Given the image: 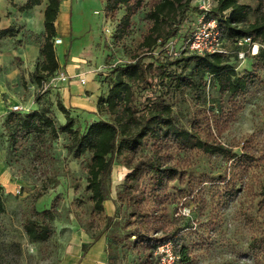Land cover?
Returning <instances> with one entry per match:
<instances>
[{
	"label": "rangeland",
	"instance_id": "obj_1",
	"mask_svg": "<svg viewBox=\"0 0 264 264\" xmlns=\"http://www.w3.org/2000/svg\"><path fill=\"white\" fill-rule=\"evenodd\" d=\"M153 1L145 0L144 7L133 17L130 32L118 40L115 33L126 14L125 7L110 15L106 12L107 0H63V6L71 10L72 34L65 37L59 52L67 49L68 57L76 58V73L67 81H53V76L59 72L68 74L61 67L53 78L44 82L43 87L32 79L41 54L21 70L24 61L20 59L14 62L13 67L10 65V47L33 42L41 50L45 31L21 27L22 38L18 40L0 36V186L6 208L0 213V264H58L70 246L77 244L83 247L93 241V234L100 231H103L99 239L103 245L100 253L103 264H170L162 261L161 249L151 254L141 243L128 246L118 240L127 232L125 226L130 212L127 203L121 205L117 201L128 168L119 162L114 164L106 211L97 213L88 190L90 153L74 158L66 149L69 136L65 133L55 140L48 138L47 144L39 150L29 142L12 151L6 127L7 117L15 111L13 106L16 104L22 107L21 111H16L18 113L46 107L57 125H64L66 118L57 102L61 99L68 105L67 99H63L66 82L80 80L81 76L87 83H82L85 88L83 95L88 99L87 108H68L75 118L76 128L85 132L92 122L108 119L109 115L99 110V98L107 95L118 80L114 69L130 62L136 52H141L138 46L150 26L146 16ZM241 1L257 8L255 0ZM196 2L193 0L178 35L146 58L145 61L153 65L150 82L146 87H136V103L143 110L149 99L163 96L168 99L182 125L192 129L196 122L203 137L221 141L238 154L252 153L257 160L240 170L244 174L236 181L241 189L240 195L219 201L215 195L222 185L216 178L220 173L234 172L233 162L197 149L172 148V160L182 171V177L169 186L166 211L161 212L157 219L153 216V220L159 219V222L153 226L152 232L159 231L161 237L174 235L179 247H189L190 260L181 263L175 241L171 242L174 264H264V247L258 251L249 247L254 237L264 240V209L258 195L264 185V60L258 57L262 45L253 41H224L230 62L240 74L257 71L255 83L243 94L236 97L221 95L218 84L209 76L204 78L203 83L206 84L178 88L168 74L192 73L195 62L177 65L169 62L183 56L184 37L189 36L197 25L200 12ZM256 16L257 13H252L251 20ZM72 60L75 61L74 58ZM10 70L17 75H20V70L24 72V80L20 82L22 87L17 88L18 85L14 84L12 93ZM72 90L78 93L75 88ZM44 186L47 192L35 201V194ZM145 203L149 207L153 204ZM34 208L56 211L52 222L54 234L48 241L33 242L25 231L24 222L34 215ZM246 212L253 215V222L246 218ZM107 215L114 216V223L110 226L106 225Z\"/></svg>",
	"mask_w": 264,
	"mask_h": 264
},
{
	"label": "trees",
	"instance_id": "obj_2",
	"mask_svg": "<svg viewBox=\"0 0 264 264\" xmlns=\"http://www.w3.org/2000/svg\"><path fill=\"white\" fill-rule=\"evenodd\" d=\"M46 1L41 59L32 73V79L39 87H43L44 82L60 70L54 40L58 35L57 19L63 0H26L19 7L20 11H26ZM255 1L258 3L257 8L241 0H215L212 14L218 20L224 41L237 43L243 38L251 37L253 42L262 45L259 47L258 57L264 60V0ZM192 2L193 0L153 1L146 16L150 26L138 46L141 52H136L130 62L114 69L118 80L110 87L107 95L99 98V110H104L109 115L108 119L92 122L85 132H81L76 128V121L70 110L59 99L58 108L66 118L64 125L58 126L46 107L27 113L13 111L6 120L12 151L23 148L29 142L39 150L47 144L48 138L55 140L61 133H65L69 136L66 145L69 154L77 159L91 154L88 162V190L97 213L103 214L106 211L105 203L111 196L114 164L119 162L128 168L129 172L118 192L117 201L121 205L127 203L130 212L125 226L127 232L118 240L126 242L128 246L141 243L151 254L163 244L175 241L174 235L161 237L158 235L159 231L152 232L153 226L159 222V219L153 220V216L157 219L161 212L166 211L169 186L182 177V171L172 160V148L197 149L233 162L234 172L220 173L216 178L222 185L215 195L219 201L240 195L241 189L237 182L241 178L239 176L244 175L240 170L244 165L257 160L252 153L238 154L221 141L203 137L196 122L192 129L182 125L168 99L163 96L159 95L155 100L149 99L143 110L136 103V87H146L150 82L149 75L153 65L147 63L146 58L152 56L160 45H165L178 35L180 25L192 8ZM144 5L145 0H107L106 12L110 15L116 14L122 7L126 9V14L117 27L116 39L121 40L130 32L133 17ZM252 13H257L254 20L250 17ZM18 31V27L10 26L2 29L0 36H15ZM189 36L186 35L184 40ZM227 54L198 55L184 52L183 56L169 64L195 62L194 71L189 74L173 72L168 76L176 82L178 88H194L206 84L203 83L204 78L209 76L218 84L221 95L236 97L255 83L258 74L256 70L240 74ZM46 192L47 187L44 186L35 194V201ZM258 195L264 209V185ZM145 201L153 203L152 206L149 207ZM5 210L4 193L0 186V213ZM55 218L56 211L52 208H34V215L24 222L29 239L33 242L48 241L54 234L52 222ZM246 218L253 222L251 213L246 212ZM106 220V225L110 226L114 223V216L107 215ZM102 234L103 231H100L92 235L93 241L83 246V256ZM173 243L180 262H189V247H179L176 241ZM249 247L252 251H258L264 247V240L254 237Z\"/></svg>",
	"mask_w": 264,
	"mask_h": 264
},
{
	"label": "crops",
	"instance_id": "obj_3",
	"mask_svg": "<svg viewBox=\"0 0 264 264\" xmlns=\"http://www.w3.org/2000/svg\"><path fill=\"white\" fill-rule=\"evenodd\" d=\"M25 2L26 0H23L22 2H19L18 0H0V31L10 26H16L19 29L21 27H24L33 31L38 30L44 32L45 28L42 25L45 20L44 11L47 3L43 2L42 4L35 6L30 10L20 11L19 7ZM57 32V38H61L63 40L61 44L56 45V47H58L57 55L60 63V68H65L66 72L68 73V76H74L76 73V66L78 64L76 58L72 57L75 59V61H73L72 58H69L68 55L65 53V50L67 49L63 50V52H59V46L65 42V37H71L72 34L71 10L68 9L66 6H63V4L61 6L57 19ZM6 37L10 38V40H18L22 38V30H19L15 36ZM24 45L16 44L10 47L11 67L14 66V62L17 59H20L24 61V67H22L21 69L23 70L25 68L26 63H33V59L37 58V54H40V49H38V47H36L33 42H30L28 44L24 43ZM21 70L19 71L20 75H17L15 72L10 70V93L14 92L12 91L14 90L12 87L14 86V84L18 85L17 88L22 87L20 82L21 80H24L22 76L24 72ZM95 86L97 88V85ZM73 87L78 92L77 94L73 92ZM65 89L66 90L63 91V99L64 101L67 99V108H87L88 99L86 98V96L83 95V93L85 92V88L83 89V84L80 80L74 79L72 81L66 82ZM96 242H94L93 245ZM102 246V242L99 240L94 245L92 250L83 256V247L77 244L72 245L68 248L67 252L63 255L58 264H103V259L100 256L101 250L103 248Z\"/></svg>",
	"mask_w": 264,
	"mask_h": 264
},
{
	"label": "built area",
	"instance_id": "obj_4",
	"mask_svg": "<svg viewBox=\"0 0 264 264\" xmlns=\"http://www.w3.org/2000/svg\"><path fill=\"white\" fill-rule=\"evenodd\" d=\"M198 10L200 12L197 18V25L193 32L183 42V51L189 54H213V53H228V50L224 46V40L221 35L218 20L213 16L212 10L215 7V0H195ZM61 38L54 40L55 45L62 43ZM252 38L246 37L239 41V43H251ZM54 77V78H53ZM53 81L58 79L67 81L69 76L65 72H59L56 76H53ZM80 81L85 84V77L81 76ZM15 111H21V105H14ZM162 251V261L170 264H174L175 256L172 252L171 242H167L159 247Z\"/></svg>",
	"mask_w": 264,
	"mask_h": 264
},
{
	"label": "bare ground",
	"instance_id": "obj_5",
	"mask_svg": "<svg viewBox=\"0 0 264 264\" xmlns=\"http://www.w3.org/2000/svg\"><path fill=\"white\" fill-rule=\"evenodd\" d=\"M255 51L258 52V47H256Z\"/></svg>",
	"mask_w": 264,
	"mask_h": 264
}]
</instances>
